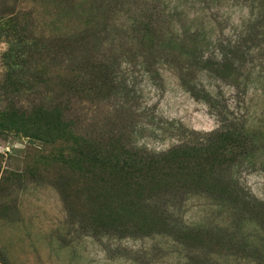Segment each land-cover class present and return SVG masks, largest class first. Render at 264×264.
Returning <instances> with one entry per match:
<instances>
[{
    "label": "rangeland",
    "instance_id": "obj_1",
    "mask_svg": "<svg viewBox=\"0 0 264 264\" xmlns=\"http://www.w3.org/2000/svg\"><path fill=\"white\" fill-rule=\"evenodd\" d=\"M0 12V264H264V0Z\"/></svg>",
    "mask_w": 264,
    "mask_h": 264
},
{
    "label": "trees",
    "instance_id": "obj_2",
    "mask_svg": "<svg viewBox=\"0 0 264 264\" xmlns=\"http://www.w3.org/2000/svg\"><path fill=\"white\" fill-rule=\"evenodd\" d=\"M22 19L14 15L12 12H0V28H16ZM23 25V24H22Z\"/></svg>",
    "mask_w": 264,
    "mask_h": 264
}]
</instances>
